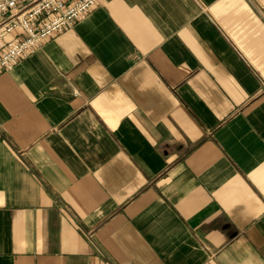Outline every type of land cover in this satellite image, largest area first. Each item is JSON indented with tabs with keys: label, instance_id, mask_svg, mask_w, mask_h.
<instances>
[{
	"label": "crops",
	"instance_id": "obj_1",
	"mask_svg": "<svg viewBox=\"0 0 264 264\" xmlns=\"http://www.w3.org/2000/svg\"><path fill=\"white\" fill-rule=\"evenodd\" d=\"M264 0H97L0 75V264H264Z\"/></svg>",
	"mask_w": 264,
	"mask_h": 264
},
{
	"label": "built area",
	"instance_id": "obj_2",
	"mask_svg": "<svg viewBox=\"0 0 264 264\" xmlns=\"http://www.w3.org/2000/svg\"><path fill=\"white\" fill-rule=\"evenodd\" d=\"M96 5L97 0H0V75L83 20Z\"/></svg>",
	"mask_w": 264,
	"mask_h": 264
}]
</instances>
